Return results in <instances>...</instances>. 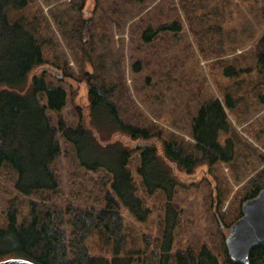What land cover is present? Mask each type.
<instances>
[{"label": "rangeland", "instance_id": "1", "mask_svg": "<svg viewBox=\"0 0 264 264\" xmlns=\"http://www.w3.org/2000/svg\"><path fill=\"white\" fill-rule=\"evenodd\" d=\"M9 20L21 23L40 45L44 63L30 76L43 72L46 82L65 89L63 115L68 124L87 115L90 75L122 123L150 133L159 129L161 140L196 158L200 153L191 136L192 119L205 103L221 101L229 131L219 140L233 143L232 160L209 169L201 164L191 172L170 167L178 181L172 198L178 210L172 253L206 245L223 262L222 243L229 229H219L214 210L230 225L240 216L244 195L264 185V82L256 58V41L264 36V0H25L9 12ZM170 23L179 27H165L144 38L146 30ZM226 96L234 102L230 109ZM113 132L103 136L116 137L132 149L129 167L136 194L149 210L139 221L121 208L118 253L139 259L158 253L166 199L160 190L147 195L134 171L138 151L133 147L139 140ZM57 137L61 153L53 162L56 190L38 192L29 201L15 195L10 173L0 174V227L14 208L19 222H29L47 210L69 220L76 210L103 207L108 175L84 169L72 146ZM85 243L90 254L105 256L114 244L100 229Z\"/></svg>", "mask_w": 264, "mask_h": 264}, {"label": "trees", "instance_id": "2", "mask_svg": "<svg viewBox=\"0 0 264 264\" xmlns=\"http://www.w3.org/2000/svg\"><path fill=\"white\" fill-rule=\"evenodd\" d=\"M24 2L0 0V174L10 173L15 195H23L29 201L38 192L56 190L58 179L53 162L61 153L59 135L72 146L84 169L102 170L108 175L109 189L104 193L101 209L89 206L76 210L69 220H64L56 210H47L41 218L34 216L29 222H19L16 209L8 211L0 227V260L25 258L39 264H134V261L136 264H235L227 257L225 248L223 262L206 245L197 251L188 247L172 253L178 215L172 198L178 181L170 164L191 172L201 164L209 169L216 163L232 160L233 143L229 138L223 143L219 140L221 134L229 131L228 115L221 101L216 98L205 103L192 119L191 136L200 153L196 158L182 155L170 142L161 140L159 129L150 133L122 123L113 103L89 81L90 75L86 79L87 115H80L74 125L68 124L63 115L65 89L46 82L43 72L30 76L44 63L40 45L21 23L9 20V12ZM165 27L179 26L178 23L162 25L156 30H146L143 36L149 39ZM256 58L264 82V36L256 41ZM224 102L229 109L234 105L229 96ZM47 112L54 116V123ZM115 130L139 140L138 146L133 147L138 151L134 171L144 192L150 195L160 190L166 199L158 253L139 259L118 253L124 223L121 208L139 221L147 218L149 210L136 194L129 167L132 149L116 137L103 136L114 134ZM261 188L264 185L243 199L254 196ZM32 202L31 210L35 212ZM218 213L214 210L219 229H229L231 224L226 226ZM66 225L70 227L68 240ZM97 229L114 243L109 256L88 252L85 239ZM247 264H264V245L250 251Z\"/></svg>", "mask_w": 264, "mask_h": 264}, {"label": "water", "instance_id": "3", "mask_svg": "<svg viewBox=\"0 0 264 264\" xmlns=\"http://www.w3.org/2000/svg\"><path fill=\"white\" fill-rule=\"evenodd\" d=\"M240 216L224 238L227 256L235 264H247L250 251L264 245V188L240 205ZM0 264H39L25 258H5Z\"/></svg>", "mask_w": 264, "mask_h": 264}]
</instances>
